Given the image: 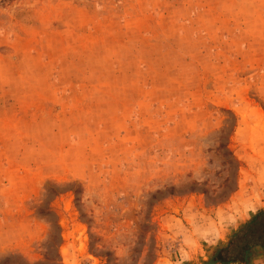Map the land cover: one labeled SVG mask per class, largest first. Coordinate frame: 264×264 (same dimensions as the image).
<instances>
[{
  "label": "rangeland",
  "instance_id": "1",
  "mask_svg": "<svg viewBox=\"0 0 264 264\" xmlns=\"http://www.w3.org/2000/svg\"><path fill=\"white\" fill-rule=\"evenodd\" d=\"M263 214L264 0H0V264H209Z\"/></svg>",
  "mask_w": 264,
  "mask_h": 264
},
{
  "label": "flooded vegetation",
  "instance_id": "2",
  "mask_svg": "<svg viewBox=\"0 0 264 264\" xmlns=\"http://www.w3.org/2000/svg\"><path fill=\"white\" fill-rule=\"evenodd\" d=\"M242 236L240 241L234 238L226 247L217 250L209 264L249 263L259 249V241H264V214L254 218Z\"/></svg>",
  "mask_w": 264,
  "mask_h": 264
},
{
  "label": "trees",
  "instance_id": "3",
  "mask_svg": "<svg viewBox=\"0 0 264 264\" xmlns=\"http://www.w3.org/2000/svg\"><path fill=\"white\" fill-rule=\"evenodd\" d=\"M9 262V259H7L4 263Z\"/></svg>",
  "mask_w": 264,
  "mask_h": 264
}]
</instances>
